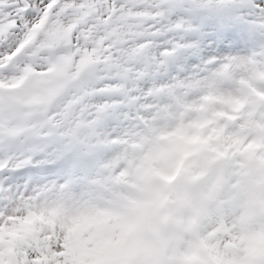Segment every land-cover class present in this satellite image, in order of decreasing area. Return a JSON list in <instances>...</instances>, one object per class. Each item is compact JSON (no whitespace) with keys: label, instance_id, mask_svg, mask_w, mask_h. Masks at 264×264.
Returning a JSON list of instances; mask_svg holds the SVG:
<instances>
[{"label":"snow or ice","instance_id":"snow-or-ice-1","mask_svg":"<svg viewBox=\"0 0 264 264\" xmlns=\"http://www.w3.org/2000/svg\"><path fill=\"white\" fill-rule=\"evenodd\" d=\"M61 73L71 81L43 113L20 105L16 90ZM256 77L264 0H0V229L50 222L0 240V264H79L73 229L96 210L144 241L130 264H187L203 245L238 243L257 137L239 151L226 138L250 113L264 129V83L241 95ZM220 93L239 109L222 127L203 111Z\"/></svg>","mask_w":264,"mask_h":264},{"label":"bare ground","instance_id":"bare-ground-1","mask_svg":"<svg viewBox=\"0 0 264 264\" xmlns=\"http://www.w3.org/2000/svg\"><path fill=\"white\" fill-rule=\"evenodd\" d=\"M261 81L262 79L260 77H256L255 83L246 81L245 87L252 86L257 88V85L263 83ZM242 94L243 89L241 90V95ZM234 99L235 97L230 93H220L216 98L207 102V106L203 108V111L213 115L214 120L212 123H215L221 127L225 125H231L234 117L227 116V112L229 110L239 111V109L233 108ZM222 117H225L226 119H223ZM255 131L256 124L251 119L250 113L248 116L247 125L244 128L237 130L234 135H232V141H237V143L234 144V148L239 151L240 146L246 142L247 138L251 135H255L257 137V141L248 145L245 151L252 150L251 154L254 155L255 159L261 158L264 160V156L257 155L259 152H264V129H262L261 132L259 131V133L257 132L258 130L256 132ZM258 143L261 144L260 147L255 146ZM242 169L243 173L247 174V176H244V179L246 181L249 209L247 220L242 225L245 235L239 239L240 241L238 242L236 248H227L226 251H222L220 247H218L220 252L219 256L222 255L229 259L231 256L228 254L231 252V250H236L237 253L235 257L240 259L243 264H264V259L262 257L263 252L260 253L261 247L255 242L251 241L250 239L252 237L249 235V230L254 228L255 225L260 226L264 232V226H262L264 225V222L261 220L260 215L264 211V186L260 187L257 183L254 187H250L251 183L253 184L255 179L259 178L257 169H253L252 162L245 161L244 165H242ZM225 171V169H221L220 183L217 186V191L214 195L209 197V199L214 200L216 196L222 192L224 184L227 182ZM96 211L100 213L99 216L93 215L90 218H84L80 220L76 224L72 233L73 251L76 249L73 239L77 237L79 232L82 233L84 237H88L84 240L86 244H90L94 240L101 239L99 243V250L100 254L103 255L101 257L96 256L95 259H91L87 264H116L119 262L122 264H130L132 260L137 259L143 256L142 254L146 253L147 249L141 246L143 241H136L129 238V236L123 232L121 224L114 215L106 213L104 210ZM260 211L261 213H259ZM36 218H39L40 221L42 220L43 222H47V220H44L43 218ZM110 226L111 228H109ZM260 233L262 232L260 231ZM5 237V234L2 232L0 234V240L5 239ZM241 246H243V251L245 252L243 257L239 255ZM91 251L86 250L84 252V257L86 259L91 257ZM117 251H122L123 254L117 256ZM195 256L196 260L194 264H202L200 253L198 251L195 252Z\"/></svg>","mask_w":264,"mask_h":264},{"label":"rangeland","instance_id":"rangeland-1","mask_svg":"<svg viewBox=\"0 0 264 264\" xmlns=\"http://www.w3.org/2000/svg\"><path fill=\"white\" fill-rule=\"evenodd\" d=\"M70 81H71L70 76H68L66 73H61L55 81H51L47 83L36 82L26 87H22L21 89L16 90L17 95L19 96V103L22 107L37 109L41 113H43L49 107L50 101L58 97V95L62 94L63 91L66 90ZM261 82L264 83V79H262ZM250 89L257 90V88L249 86V87H246L245 91L250 90ZM244 94L245 93H243V96ZM261 130L262 128H259L256 125V131L259 133V131L261 132ZM231 141H232V136L226 138V142H231ZM255 146L259 147L260 145L258 143ZM251 151L252 150L246 151V161L250 157ZM256 160L257 161L256 163H254V166L259 162H264V160L261 158L259 159L257 158ZM257 182H258V178L255 179L254 183L256 184ZM255 184L251 183L250 187L255 186ZM259 213H261V211ZM260 215H261V220L264 222V211ZM49 223H50L49 221L47 222H43L42 220L40 221V219L36 218L35 216L24 218V219H13L11 221V227L8 229H0V234L3 232L5 236L8 238L9 243H12L18 240H24L25 238H31L36 235H39L41 233V230L46 228ZM109 228H111V226ZM260 231L262 233H260ZM249 235L250 237H252L250 240L255 242L258 246L261 247L260 253L263 252L262 257L264 259L263 229L260 226L258 227L257 225H255L254 228L249 230ZM86 238L88 237H84L82 233L79 232L77 237L73 239V242L75 243V246H76V249L75 251H73V253L78 258L79 264H87L91 259L93 258L95 259L96 256L101 257L103 255V254H100V250H99L100 249L99 243L101 239H97V240L92 241L90 244H86L84 242ZM237 244L238 243L231 244L228 246V248H236ZM218 247H220L219 242H217L215 246H208V245L202 246L203 251H201V256H200L202 260V264H206V263L208 264H243L240 261V259L235 257L237 253L236 250L234 251L231 250V252L228 254L231 257H229L228 259V258H225V256H222V255L219 256L220 252H219ZM86 250L87 251L92 250L91 251L92 255L88 259L84 257V252ZM122 254H123L122 251H117L116 253L117 256H120Z\"/></svg>","mask_w":264,"mask_h":264}]
</instances>
